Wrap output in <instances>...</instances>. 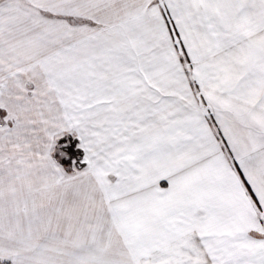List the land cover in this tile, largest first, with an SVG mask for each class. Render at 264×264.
Segmentation results:
<instances>
[{
	"label": "snow or ice",
	"instance_id": "obj_1",
	"mask_svg": "<svg viewBox=\"0 0 264 264\" xmlns=\"http://www.w3.org/2000/svg\"><path fill=\"white\" fill-rule=\"evenodd\" d=\"M0 264H264V0H0Z\"/></svg>",
	"mask_w": 264,
	"mask_h": 264
}]
</instances>
